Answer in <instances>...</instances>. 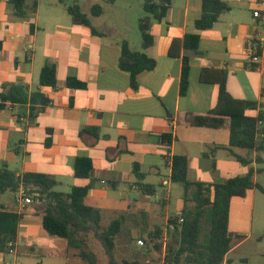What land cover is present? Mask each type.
Here are the masks:
<instances>
[{
	"label": "crops",
	"instance_id": "0c3cea01",
	"mask_svg": "<svg viewBox=\"0 0 264 264\" xmlns=\"http://www.w3.org/2000/svg\"><path fill=\"white\" fill-rule=\"evenodd\" d=\"M89 1L88 14L80 0L75 3L90 17L92 26L100 34L74 23L67 11L71 5L66 0H27L25 18L12 14L9 0H0V93L6 85H22L30 95L42 92L50 101L39 114L36 125L27 121L30 104L23 107L7 104L0 109V165L7 163L20 174L53 176L58 181L54 190L62 192L57 190L60 188L65 190L62 193H69L73 186L90 182L77 178L74 171L76 159L88 157L94 167L92 178L97 183L86 203L101 210L103 228L114 219L123 218V227L128 221L139 227L145 224V228L150 227L148 237L158 226L168 231L170 217L184 205L183 201L177 213L169 211L171 188L175 184L171 180L175 155L188 159L187 175L192 182L222 183L245 176L253 168L257 183L258 175L264 173V152L259 154L261 164L254 161L245 166L227 150L211 151L213 147L230 144V118L219 129L192 126L188 118L208 115L217 107L221 71L227 72V90L233 98L258 104L257 110L247 111V115L264 112V48L258 52L260 59L254 64L246 50L252 40L264 43V6H258L259 0H221L230 10L221 14L211 29L204 31L195 27L203 15L204 0H172L165 19L152 25L154 45L148 49L144 48L142 37L136 42L130 37V0H125L121 7L118 0L113 4ZM35 2L38 6L33 13ZM96 4L104 9L100 17L91 16ZM136 5L143 8L142 0H136ZM258 9L261 17L255 18L254 12ZM108 11L112 18L106 19ZM190 33L200 35L198 50L186 51L177 45L174 52L179 57L171 56L173 42L182 41ZM124 41L132 51L145 53L157 62L153 71L139 76L137 90L130 84V74L119 68ZM186 55L190 58V76L188 90L182 95ZM47 61L57 68L55 89L40 85V73ZM203 73L206 82L201 81ZM71 77L87 83V88L70 89L67 79ZM22 112L25 117L19 118ZM85 127L98 128L100 135L95 136L92 131L82 133ZM167 134L172 135L170 146L162 138ZM48 139L51 140L49 147L46 146ZM18 147L20 155L13 150ZM235 152L241 156L246 153L241 149ZM136 165L143 175L141 179L135 173ZM162 168L169 170V175L161 176L158 185L148 183L153 174L161 175ZM141 184L154 186L155 193H144ZM256 190H250L246 197L250 193L254 198ZM8 194L12 197L7 198ZM154 195L159 197V208L149 205L146 210ZM16 196L14 193L0 196V209L24 214L14 253H0V264H12L6 257L16 255L21 247L42 263L52 257L61 262L67 259L70 264L72 257L77 261L74 264H86L76 252L68 250L66 240L44 231V202L20 208ZM237 222L231 213L232 249L224 264H234L233 254L250 238L237 228ZM148 250L143 253V260H136L153 264L156 257ZM163 251L164 259L165 248Z\"/></svg>",
	"mask_w": 264,
	"mask_h": 264
},
{
	"label": "trees",
	"instance_id": "16d2710c",
	"mask_svg": "<svg viewBox=\"0 0 264 264\" xmlns=\"http://www.w3.org/2000/svg\"><path fill=\"white\" fill-rule=\"evenodd\" d=\"M113 4L115 0H102ZM27 0H9L12 14L18 18L28 15ZM145 15L139 19V31L145 49L154 45L151 34L154 22L165 19L172 0H142ZM37 2L33 5V13L37 10ZM229 6L221 0H204L203 15L195 22L198 30L211 29L218 22L221 14L229 11ZM67 11L76 24L85 25L92 29L93 34H100L91 23L88 15L82 12L81 7L75 3L68 6ZM104 12L101 4H96L91 9V16L100 17ZM200 44L199 34H186L182 41H174L171 56L179 57L174 52L177 45H181L186 51H197ZM1 51V43H0ZM157 66L156 60L147 54L134 52L129 43L124 41L121 45L119 68L130 74V84L133 89L139 87L138 78L142 73L153 71ZM190 76V58L183 57L181 94L188 90ZM201 81L206 82L205 73L201 75ZM219 100L218 105L208 115L189 117L192 126L219 129L230 118V144L227 147H213L211 151L219 149L227 150L242 165L249 166L254 161L257 164L263 162L259 156L264 152V112L257 116L247 115V111L257 110L256 102L237 100L227 90V72L221 71L218 80ZM40 85L55 89L58 85L56 65L47 61L40 73ZM67 86L70 89H86L87 83L76 78H68ZM12 106L31 105L27 116L28 124L36 125L37 118L45 107L50 104L49 99L42 93L36 92L30 95L22 85H6L0 93V109ZM39 105V106H38ZM25 117L20 113L19 118ZM95 136L100 135L98 128L85 127L82 133L91 132ZM51 134V130H48ZM164 143L171 145L172 135L162 136ZM51 145V140L46 141V146ZM235 149L244 150L241 156ZM14 152L21 154L20 147L14 148ZM257 153L254 159L253 155ZM171 180L175 184H181L184 188L182 210L170 217L168 230L173 233L170 242L160 243L165 234L162 227H156L149 235V243L160 250L165 247L164 264H224L226 256L232 249V238L229 234V223L232 200L245 198L250 190L258 189L264 193L258 183L255 182V171L250 169L245 176L228 179L222 183L205 184L192 182L188 179V159L182 155H175L172 159ZM94 167L88 157H79L74 164L75 176L80 179H88L85 186H73L69 193L55 191L58 181L50 175L43 173H18L11 170L7 163L0 165V196L6 193L17 194L21 188L30 195H34L38 202H44L42 211L43 229L53 237L67 241L68 250L76 251V256L86 264H98L96 254L90 250L88 239L93 237L104 249L108 264H142L138 260L119 261L116 258L117 237L123 231V218L114 219L104 229L102 226V212L99 208L89 206L86 203L90 192L96 186L97 181L92 178ZM135 173L139 179L143 175L135 166ZM141 189L148 195L156 191L154 186L141 184ZM24 217L23 213L0 209V253L9 254L15 248L18 238L19 226ZM154 241H156L154 243Z\"/></svg>",
	"mask_w": 264,
	"mask_h": 264
},
{
	"label": "rangeland",
	"instance_id": "374dc122",
	"mask_svg": "<svg viewBox=\"0 0 264 264\" xmlns=\"http://www.w3.org/2000/svg\"><path fill=\"white\" fill-rule=\"evenodd\" d=\"M49 1V0H44ZM58 1V0H56ZM68 5H73L75 0H66ZM125 0H118V6L121 7ZM131 1V20H130V37L131 39L136 42L141 40V34L139 31V18L145 15V12L141 6L136 5V0ZM141 2V0H137ZM81 5L83 6L84 11L86 14L90 12V1L89 0H80ZM112 18V13L108 11L106 14V19ZM264 168V166H263ZM169 175V170L166 168L161 169V175L153 174L152 177L147 179L148 183H153L158 185L160 182L161 176ZM257 183L264 188V173H260L257 177ZM58 191H64V189H57ZM160 188L158 191L160 192ZM33 199L34 204H37L38 201L36 200L34 195H30ZM184 196V188L181 184H172L171 188V202L169 206V211L171 213H177L180 210V207L183 202ZM8 197H12L11 194L7 195ZM150 202L146 204V210L148 209L149 205H154L157 209L159 203V197L154 195L150 197ZM45 206V203H43ZM232 218L236 219L238 222L236 226L238 229H242V233L247 234L250 236L248 242L243 245L237 252L233 254L235 259L234 264H264V193L260 190L255 191V197L253 198V194H248L246 198H238L233 200L232 207H231ZM156 221L159 219L156 218ZM146 224L142 227L135 225L132 221H128L125 226L123 227L122 233L117 237V250H116V258L119 261L122 260H136L139 259L140 261L144 259L143 253L145 250H148V253H153L156 257L153 264H162L163 263V253L164 248L157 250L154 248L153 243H149L148 234L151 230L149 227L148 229ZM164 229V235L162 236L160 243L163 245L171 241L173 233L171 230L166 231ZM153 230H155L153 228ZM43 231V230H42ZM45 231V230H44ZM44 233V232H43ZM144 242V243H142ZM156 241H154L155 243ZM89 248L93 252L97 253L98 256V264H107L108 259L105 255L104 249L100 245V243L95 240L93 237L88 239ZM72 252H76L73 250ZM132 254V255H131ZM136 257V258H135ZM16 258V262L14 259ZM80 260V259H79ZM6 261L12 262V264H69L67 259H64V262L60 260L57 261L55 258L48 257L44 263L41 262V259L36 257L33 253H29L26 248L21 247L19 249V253L16 255H11L6 257ZM82 261V260H81ZM71 263L74 264L75 261L71 257Z\"/></svg>",
	"mask_w": 264,
	"mask_h": 264
},
{
	"label": "built area",
	"instance_id": "2783aa9c",
	"mask_svg": "<svg viewBox=\"0 0 264 264\" xmlns=\"http://www.w3.org/2000/svg\"><path fill=\"white\" fill-rule=\"evenodd\" d=\"M258 6L259 7L264 6V0H259ZM254 17L255 18L261 17L260 9H258L254 12ZM263 42H264V39H263ZM263 48H264V43H262L261 41L252 40L247 44L246 50L250 54L251 63H253V64L258 63V61L260 59L258 52L260 50H263ZM16 200H17L20 208L34 204L33 199L30 196V194H28L26 192V190H24L23 188H21L20 191L17 193ZM142 243H144V242H142ZM164 245H166V244H164ZM163 248H165V247H163ZM10 253H14V249H11ZM162 264H164V263H162Z\"/></svg>",
	"mask_w": 264,
	"mask_h": 264
}]
</instances>
